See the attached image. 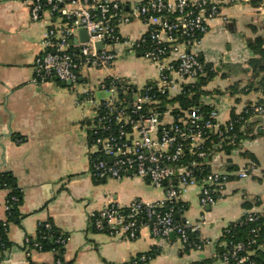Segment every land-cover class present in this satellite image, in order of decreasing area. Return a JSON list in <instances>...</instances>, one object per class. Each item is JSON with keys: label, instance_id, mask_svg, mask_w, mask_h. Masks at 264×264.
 I'll return each mask as SVG.
<instances>
[{"label": "crops", "instance_id": "obj_1", "mask_svg": "<svg viewBox=\"0 0 264 264\" xmlns=\"http://www.w3.org/2000/svg\"><path fill=\"white\" fill-rule=\"evenodd\" d=\"M130 9L137 0H116ZM220 14L210 21L199 56L216 69L196 85L218 122L226 124L232 113L264 98L252 76L249 60L254 57L247 40L264 37V0H214ZM60 20L42 14L33 21L24 0H0V175L10 174L22 194L20 221L8 227L13 246L0 252V264H56L52 251L28 245L42 222L50 221L65 235L66 264H125L140 254H151L147 264H212L221 250L223 230L246 211L264 213V116L241 121L233 143L221 150L207 149L208 168L227 175L223 194L203 210L200 185L187 188L181 198L180 219L197 222L205 211L202 237L214 242L203 250L184 249L176 236L153 238L145 227L136 240L113 237L98 231L93 214L110 202L128 204L134 199L158 201L164 191L142 177L119 180L97 179L92 174L88 125L94 102L107 98L102 84L120 82L118 98L128 101L157 78V65L143 56L137 46L147 33L142 18L121 23V42L113 47L116 60L109 70L84 68L75 83L48 79L36 82V58L44 51V35ZM86 32H74L72 46L82 43ZM189 85V84H188ZM187 86H184L185 90ZM83 90L89 96H81ZM180 95V88L174 90ZM89 99V100H88ZM180 100L186 101L184 95ZM93 101V102H92ZM171 115H165L170 122ZM247 169L249 174L238 173ZM9 189L0 186V221L7 219ZM245 203L252 205L246 208Z\"/></svg>", "mask_w": 264, "mask_h": 264}, {"label": "built area", "instance_id": "obj_2", "mask_svg": "<svg viewBox=\"0 0 264 264\" xmlns=\"http://www.w3.org/2000/svg\"><path fill=\"white\" fill-rule=\"evenodd\" d=\"M24 1L33 21L42 14L60 20L45 32L44 51L35 62L36 82L54 79L75 83L84 68L111 69L116 60L113 46L122 41L119 25L133 18L145 21L147 33L137 46L146 59L157 65L159 74L128 101L118 98L117 79L102 84L108 96L94 102V115L87 127L91 137L89 155L95 178L142 177L163 189L164 195L151 202L142 199L128 204L110 202L93 214V224L98 231L126 240H136L146 227L153 238H169L174 234L184 249L213 246L214 242L200 234L206 221L205 211L197 222L180 219L177 214L184 209L181 198L190 186L200 185L203 210L223 194L228 178L208 168V145L211 150H221L225 144L233 143L237 139L234 123L241 125L242 121L218 122L217 110L196 88L200 79L209 78L216 69L200 58L199 51L210 21L220 14L219 3L137 0L135 6L126 9L125 4L116 0ZM81 28L86 29L88 40L71 50L73 34ZM98 42L101 48L97 47ZM176 88L186 97L185 102L175 94ZM86 94L89 96L90 92L83 90L81 96ZM207 106L210 110L205 113ZM248 107L245 112L251 113L250 118L264 116V98ZM167 114L171 115L170 122L165 120ZM261 128L264 130V124ZM187 154L190 158H186ZM248 174L247 169L238 173L240 177ZM259 214L246 211L237 222L226 225L222 241L217 244L222 248L212 264H264V233L260 237L257 228L250 230L252 235L248 238L235 239L238 231L231 230L255 221ZM150 257L147 253L140 254L125 264H147Z\"/></svg>", "mask_w": 264, "mask_h": 264}, {"label": "trees", "instance_id": "obj_3", "mask_svg": "<svg viewBox=\"0 0 264 264\" xmlns=\"http://www.w3.org/2000/svg\"><path fill=\"white\" fill-rule=\"evenodd\" d=\"M249 48L253 51L254 57L249 60V67L251 69L252 76H257L262 74V78L258 81L260 87L264 90V37L259 36L254 39L247 40ZM76 49L75 47L71 46V50ZM196 85H199L197 83ZM205 113L210 110V107H204ZM249 109V107L247 108ZM251 115L250 112L243 111L242 114H235L232 113L231 119L234 120H244L249 118ZM239 124L234 123L235 131L234 133L237 137L240 138L241 133H239ZM211 138L216 141V137L212 135L211 131L208 132ZM241 137H243L241 135ZM238 139V138H237ZM91 140V137H90ZM210 142L207 143V145ZM186 158H190L189 155H186ZM0 186L8 188L9 193L7 196V219L5 221H0V252H5L6 250L10 249L13 246V242L10 241L8 237V227L9 224L12 222L20 221L21 213H20V206L22 203V194L20 190L13 185V179L10 174H2L0 175ZM246 208H251L252 205L249 203H245ZM47 223H51V226H48ZM260 230L258 233L261 235L264 233V213L259 214L258 218L252 222H246L233 228L231 230H237L238 234L235 236V239H246L250 234V230ZM66 235L58 229L52 222L46 221L42 222L36 234L34 236H28V245L31 247H36L42 251H52L56 254L57 260L61 261V264H66L64 262V250H65V240ZM229 238V236H228ZM151 255V254H150ZM152 256V255H151ZM56 264H58L56 262Z\"/></svg>", "mask_w": 264, "mask_h": 264}, {"label": "water", "instance_id": "obj_4", "mask_svg": "<svg viewBox=\"0 0 264 264\" xmlns=\"http://www.w3.org/2000/svg\"><path fill=\"white\" fill-rule=\"evenodd\" d=\"M81 32H86V33H87V31H86L85 28H81ZM87 40H88V35H87L86 37H84L82 41L85 42V41H87ZM97 47H98V48H101V47H102L101 42H98V43H97ZM63 83L71 84L70 81L63 82ZM170 236H171V237H174V234H171ZM260 258H261V257H260Z\"/></svg>", "mask_w": 264, "mask_h": 264}]
</instances>
